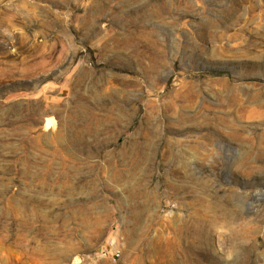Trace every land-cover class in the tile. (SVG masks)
I'll list each match as a JSON object with an SVG mask.
<instances>
[{"label":"rangeland","instance_id":"rangeland-1","mask_svg":"<svg viewBox=\"0 0 264 264\" xmlns=\"http://www.w3.org/2000/svg\"><path fill=\"white\" fill-rule=\"evenodd\" d=\"M0 264H264V0H0Z\"/></svg>","mask_w":264,"mask_h":264},{"label":"built area","instance_id":"built-area-1","mask_svg":"<svg viewBox=\"0 0 264 264\" xmlns=\"http://www.w3.org/2000/svg\"><path fill=\"white\" fill-rule=\"evenodd\" d=\"M103 256H109L113 260H116L120 257V251L119 249H116L111 243L107 246H105L101 251Z\"/></svg>","mask_w":264,"mask_h":264}]
</instances>
